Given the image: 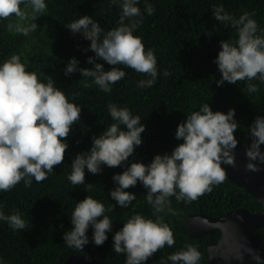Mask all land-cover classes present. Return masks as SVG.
Returning a JSON list of instances; mask_svg holds the SVG:
<instances>
[{
  "label": "trees",
  "instance_id": "trees-1",
  "mask_svg": "<svg viewBox=\"0 0 264 264\" xmlns=\"http://www.w3.org/2000/svg\"><path fill=\"white\" fill-rule=\"evenodd\" d=\"M45 2L47 11L35 21L38 29L27 36L10 33L7 30L9 21L0 20V64L16 54L27 70L35 71L41 81L46 83L51 76L55 87L64 91L69 102L81 107V118L67 138L69 147L64 163L56 166L46 180L40 183L33 180L30 187H25L22 180L10 191H0V211L5 215L18 211L26 221L23 230H13L7 221L0 220V264H62L69 255L75 254L93 256L106 264H125L126 256L113 251L114 233L134 214L153 220L156 217L145 199L147 190L139 181L135 187L126 189L135 193L136 199L127 208L116 205L109 195L117 187L113 175L122 173L134 161L147 165L155 155L171 153L183 142L175 138L177 125L204 104H209L214 112L227 113L235 109V119L239 123L235 136L240 147L250 142L248 126L254 118L264 116V83L251 81L259 89L256 93L247 92V81L217 86L221 74L213 61L221 50L220 41L234 43L237 34L231 26L226 27L212 16L216 6H223L236 18L248 12L257 21V34L264 35V0H147L154 8L152 15L145 11V0H139L137 6L141 10L142 23L133 34L142 39L145 50L154 52L158 76L153 86L140 88L138 82L150 77L117 65L125 76L111 85L110 93L101 91L92 83L91 77H82L79 72L64 75L63 70L72 57L79 61L78 67L91 69L94 65L86 61L95 56L90 50L84 51L91 42L80 33L73 35L67 25L88 15L106 33L119 25L121 9L110 0ZM97 63L104 64L105 70L111 68L102 60ZM165 70L171 75L164 76ZM85 83L91 86L86 88ZM109 104L126 107L133 116L140 117L146 127L141 134L143 143L135 148L125 165L102 166V172L96 175L85 169V185L73 186L67 179L72 160L78 153L90 150L93 136L98 137L114 123L108 111ZM261 147L264 150V145ZM88 184L91 187L86 188ZM86 196L103 203L106 209H112L105 215L112 220L113 226L102 246L92 242L93 230L89 227V243L80 251L68 247L63 235L72 228L70 219L76 203ZM170 201L171 208L179 215L164 212L160 216L172 229L175 244L160 249L146 264H171L168 255L186 244H192L200 251L199 264H208L207 245L215 243L220 232L216 230L199 238L192 237L185 226L188 215L218 216L238 208L254 213L261 210L253 195L228 179L213 185L210 192L191 203L178 202L174 196ZM255 234L264 241V227Z\"/></svg>",
  "mask_w": 264,
  "mask_h": 264
},
{
  "label": "clouds",
  "instance_id": "clouds-1",
  "mask_svg": "<svg viewBox=\"0 0 264 264\" xmlns=\"http://www.w3.org/2000/svg\"><path fill=\"white\" fill-rule=\"evenodd\" d=\"M110 2L118 6L122 14L119 25L106 33L88 15L67 25L73 35L80 33L91 42L84 51L90 50L95 56L88 57L86 61L94 65L91 69L78 67L79 61L72 57L63 70L64 75L79 72L82 77H91L92 83L101 91L110 93L111 85L125 76V72L116 67L123 65L150 77L140 80L137 85L149 88L155 84L158 76L157 59L151 49L145 50L142 39L133 34L142 23L141 10L137 6L139 0ZM46 11L45 0H0V20L9 21L7 30L10 33L27 36L36 31L38 25L35 21ZM145 11L148 15L154 13L153 6L147 0ZM212 16L226 27L231 26L237 34L234 43L220 41L221 50L213 61L221 74L216 81L217 86L225 82L236 84L247 81V92H258L257 85L251 83L254 80L264 83V35L257 34V21L248 12L236 18L227 13L223 6H216ZM126 20L129 23H125ZM206 34L212 35L211 32ZM97 60L104 61L111 68L105 70L104 64L97 63ZM163 74L171 75L167 70ZM90 86L89 83L84 84L86 88ZM108 111L114 123L98 137L93 136L90 150L78 153L72 160L67 179L73 186L85 185V169L96 175L102 172V166L115 168L125 165L135 148L143 143L141 134L146 127L139 116H133L128 108L115 104H109ZM235 115V109L227 113L214 112L209 104H204L177 125L175 138L183 142L177 144L171 153L157 154L147 165L134 161L122 173L113 175L117 187L109 195L116 205L127 208L136 199L135 193L126 189L135 187L139 181L147 190L145 199L156 217L153 220L134 214L114 233L113 251L126 256L125 264H146L160 249L174 246L173 231L160 216L164 212L179 215L171 208L170 197L174 196L178 202L191 203L225 179L239 186L227 177L222 167H237L235 149L240 146L235 136L239 128ZM80 118L81 107L69 102L64 91L55 87L51 76L46 83L41 81L35 71L27 70L16 54L0 64V191H10L22 180L25 187H30L33 180L37 183L46 180L56 166L64 163L69 147L67 138ZM248 140L250 142L244 146V170L257 173L264 165V150L261 147L264 145V116L257 115L248 126ZM87 187H91V184ZM262 208L261 205L259 212ZM106 211L112 209H106L103 203L90 196L77 202L70 219L72 228L63 235L66 245L83 251L89 243L87 232L91 227L92 242L102 246L113 226L112 220L105 215ZM0 220L7 221L13 230L26 227V221L18 211L11 215L0 211ZM255 232V237L264 243ZM245 257L254 264H264L259 250L252 248L246 239L244 243H237L225 259L243 264ZM167 260L171 264H199L201 253L196 246L186 244L181 250L169 254Z\"/></svg>",
  "mask_w": 264,
  "mask_h": 264
},
{
  "label": "water",
  "instance_id": "water-1",
  "mask_svg": "<svg viewBox=\"0 0 264 264\" xmlns=\"http://www.w3.org/2000/svg\"><path fill=\"white\" fill-rule=\"evenodd\" d=\"M236 168L222 165L227 177L239 186H243L255 199L261 203L262 211L250 213L240 208L221 216H210L201 213L188 215L185 221L187 231L192 237H201L207 233L220 230V237L215 244L207 247L208 264H240L239 261L225 259L235 249L237 243L246 242L254 249L259 250L264 258V243L258 240L254 232L264 226V165L257 173L244 170L246 163L245 147L235 149ZM62 264H106L105 262L84 254L69 255ZM243 264H254L245 257Z\"/></svg>",
  "mask_w": 264,
  "mask_h": 264
}]
</instances>
